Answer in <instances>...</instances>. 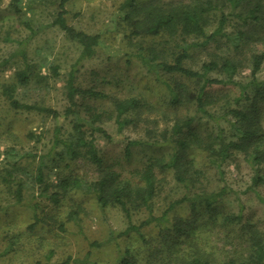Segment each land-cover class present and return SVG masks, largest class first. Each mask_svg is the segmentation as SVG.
Listing matches in <instances>:
<instances>
[{
	"label": "rangeland",
	"instance_id": "rangeland-1",
	"mask_svg": "<svg viewBox=\"0 0 264 264\" xmlns=\"http://www.w3.org/2000/svg\"><path fill=\"white\" fill-rule=\"evenodd\" d=\"M166 5L172 2L194 0H154ZM123 0H65L66 19L69 24L88 33H96L103 40L100 47L88 58L79 59L80 47L69 39L54 23L59 10V0H0V264H123L127 259L132 264H183L196 251L210 254L212 264H223L230 256L245 255L248 250L249 227L264 237V183L254 184L256 172L264 175V163L259 167L250 164L243 153L232 152L224 159L212 162L206 152L190 149L186 152L193 166L200 170L201 180L193 194L220 192L215 203L217 211L213 218L203 213L182 233L163 236L159 227L142 228V236L130 231L118 235L127 226L124 213L117 206L100 209L93 194L84 189L71 190L52 204L42 193V185L35 180L40 160L46 163V181L52 186L59 178L75 176L84 182L96 179L99 171L85 156L70 158L62 154L57 145L50 150L54 127L69 139L73 124L80 123L84 135L89 138L92 128L102 126L110 135L107 140L101 133L92 137L105 164L116 170L121 178L137 181V170L151 156L166 153L171 148L131 146V155L124 154L125 143L131 140L156 141L170 138L171 126L178 119L191 118L202 134L220 133L224 141L235 139L231 127L233 117L230 108H245L247 100L241 96L240 85L251 87L250 55L259 52L262 44L253 40L241 49L238 59L242 65L236 72L234 84H214L206 89L215 104L198 112L194 103L172 106L168 103L166 82L177 80L193 90L198 86L194 79L179 74L153 70L140 57V47H155L157 58L171 61L175 42L188 47L189 57L185 66L201 71V65L224 49L215 43L201 44V39L192 35H129L120 11ZM213 17V18H212ZM207 24V33L216 25L218 15H213ZM235 21V20H234ZM227 32L233 30L230 23ZM26 53L30 67L29 81L20 84L15 72L24 67L21 50ZM174 51V52H172ZM146 55V53H144ZM77 67L76 83L83 88H94L107 93L105 99L77 98L81 104L76 113L54 118L38 111L15 110L1 95L5 84L15 83V97L22 102L62 111L66 106L64 76L54 75L50 66ZM222 78L218 71L206 74ZM264 81V62L256 73ZM137 97L143 103L138 112L128 117L134 121L118 132L113 111V98ZM89 107V108H88ZM102 113L101 120L92 121L91 113ZM259 125L264 135V99L260 103ZM166 146V145H165ZM83 152V148H80ZM61 153L58 158L56 153ZM159 185L153 200L156 215L167 212L168 224L174 216L188 218L187 202L180 198L186 192L175 180L171 170L157 171ZM21 184V201L16 200L15 189ZM53 190V189H52ZM195 192V193H194ZM40 208L35 211L41 220L34 224L33 202ZM173 207L168 209V205ZM203 209V205L201 207ZM73 210L74 214L68 216ZM242 215L241 223L221 220L222 214ZM145 217L143 210L133 215V222ZM63 223L60 225V223ZM169 234V232H168ZM95 242L97 245H91ZM237 252V253H236Z\"/></svg>",
	"mask_w": 264,
	"mask_h": 264
},
{
	"label": "trees",
	"instance_id": "trees-1",
	"mask_svg": "<svg viewBox=\"0 0 264 264\" xmlns=\"http://www.w3.org/2000/svg\"><path fill=\"white\" fill-rule=\"evenodd\" d=\"M65 0H59V10L57 11L53 23L61 29L64 34L80 47L79 59L91 57L95 50L100 47L102 39L96 33H88L77 29L67 22V9L64 8ZM120 11L123 13L122 20L128 29L129 35H149L162 36L168 35H192L201 39V44L209 42L215 43L217 47L225 50L216 59H212L201 65V71L193 70L185 66V60L189 57L188 45L181 46L175 42V52L171 61L165 57L157 58L155 47H140V57L145 65L151 64L153 70H161L169 74H179L182 77L194 79L198 86L191 90L189 85L184 82L172 80L166 82L165 86L168 92V103L172 106H178L185 103H194L198 112L205 113L206 107L214 105L216 102L211 94L206 91L208 87L214 84H234L233 80L243 60L238 59L243 46L250 42L259 41L262 49L259 52L250 55L251 79L249 85L251 93L246 85H240L241 96L247 100L245 108H230L229 112L233 117L231 127L236 136L233 140L224 141L220 139L221 134L213 135L211 132L202 134L196 126H193V119H178L173 123L170 130V138L163 137L156 141H140L129 139L124 146V154L131 155V146L144 144L148 147L171 148L170 151L151 156L149 161L137 170V181L121 178L120 174L105 164L98 152L93 132H99L107 140L111 135L102 127L95 126L89 133V138L84 135L80 123L73 124V133L69 139H65L60 134V127H54V137L50 150L57 145L63 147L65 156L76 158L79 155L85 156L99 171L98 176L91 182H84L75 176H65L59 178L56 184L52 186L46 181V162L40 160L36 169L35 180L42 185V193L52 204H58L60 198L68 191L84 189L93 194L95 202L100 209L108 206H117L124 213L127 219L126 228L117 233L118 235L127 234L130 231L137 232L142 236V228L150 225L159 227V232L163 236L173 233H182L196 220V216L204 211L208 218H213L217 207L220 192H211L207 194L189 195L187 192L195 191L200 178V170L193 166V161L189 159L186 152L190 149H199L206 152L207 157L212 162L218 159H224L230 156L232 152L243 153L250 164L259 167L264 163V135L261 134L259 125L260 103L264 99V81L258 80L256 73L264 62V0H194L192 2H172L166 5L157 4L154 0H123L120 5ZM213 15H218L215 27L207 33V24ZM213 18V17H212ZM235 20V21H234ZM233 25V30L227 32V27ZM21 60L24 67L15 72L16 81L25 84L29 81L30 67L27 62V56L23 48H20ZM146 53V56L144 55ZM54 75H63L64 95L66 106L60 112L54 108L40 106L35 103L19 101L15 97V83L5 84L1 88L3 95L10 107L15 110L38 111L54 118L63 117L66 119L76 113V107L81 104L77 98L82 99H105L107 93L94 88H83L76 83L77 67L70 65L61 68L57 65L50 66ZM218 71L222 78H211L206 74L209 71ZM113 111L107 114L108 118L114 116L117 125V131L120 132L124 126L132 123L134 120L128 117L131 112L141 111L144 103L137 97L113 98ZM89 108V107H88ZM102 113H91L92 121L101 120ZM166 145V146H165ZM83 148V152L81 149ZM56 153V152H54ZM58 158H62L61 153H56ZM171 170L174 180L186 191L181 201L187 202V208L190 212L188 218L180 215L174 216L173 221L168 224L167 212L156 215L153 209V200L157 195L159 178L157 171ZM254 184H263L264 175L258 172L253 177ZM21 184H17L15 189L16 200L21 201ZM53 189V190H52ZM195 193V192H194ZM203 205V209L201 208ZM173 203L168 205L172 208ZM34 224L39 222L40 217L35 211L40 208L38 202H33ZM143 210L145 217L139 222H133V215ZM71 210L68 216L73 215ZM240 213L222 214L221 220L228 223L240 222L242 219ZM63 223L61 222L60 225ZM248 236V250L245 255L235 254L230 256L223 264H264V237H260L256 230L251 226ZM187 230V229H186ZM169 232V234H168ZM91 245H97L93 242ZM237 253V252H236ZM123 264H132L127 259L122 260ZM183 264H212L210 254L201 250L196 251Z\"/></svg>",
	"mask_w": 264,
	"mask_h": 264
}]
</instances>
